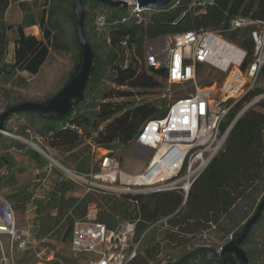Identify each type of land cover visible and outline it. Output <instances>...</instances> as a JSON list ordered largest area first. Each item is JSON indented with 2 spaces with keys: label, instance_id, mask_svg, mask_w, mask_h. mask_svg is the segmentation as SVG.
<instances>
[{
  "label": "trees",
  "instance_id": "16d2710c",
  "mask_svg": "<svg viewBox=\"0 0 264 264\" xmlns=\"http://www.w3.org/2000/svg\"><path fill=\"white\" fill-rule=\"evenodd\" d=\"M192 2L193 0H173L164 8H144V18L139 19L131 14L130 5L113 7L100 0H83L86 11L85 34L94 51L84 99L74 100L68 114L61 117L46 118L28 110L12 113L4 122L3 128L10 130V117L25 116L31 120V126L49 147L65 151L79 148L81 144L89 141L103 148L131 144L141 124L150 117L164 114L165 110L159 106L165 107L168 103L167 97L159 95L167 85L168 72L165 68H156L146 63V46L149 42L167 34L202 28L217 29L227 14L231 16L253 12L254 17L264 18V0H216V3L208 6L205 11H200ZM19 3L25 13L22 22L16 24L8 19L12 0H0V81L11 82L18 78L17 74L21 72L35 75L46 62L52 49L73 48L74 65L67 83L78 73L83 62L76 0H45L46 7L39 12L38 19L32 11H28L29 7L25 1ZM99 6L106 7L107 12L98 10ZM98 13L106 15L108 33L97 28L95 19ZM63 20L72 26L71 45L62 39ZM35 24L40 26L43 38L26 33V27ZM93 28L102 38L101 42L95 41L91 35ZM10 31H14L16 36L13 40L12 59L9 60ZM228 36L241 43V39L235 38L233 34ZM208 66L215 71L210 65H201L199 71ZM262 76L264 68L260 74V77ZM211 84L212 81L206 80L204 86ZM3 94L8 102L7 109L27 101L26 98L19 97L12 101L9 91H4ZM54 95L36 101L46 103ZM260 95H264L262 86H256L247 93L230 110L222 125L223 130L234 120L246 102ZM138 97L144 98L138 100ZM21 128L30 127L23 125ZM11 130L14 131L12 128ZM13 146L24 148L25 145L18 142V139L0 135L1 149L7 150ZM35 154L37 155V152ZM78 159L80 162V156ZM79 162L76 159L75 166L82 173L90 172L87 163ZM5 163H10L9 159L1 156L0 166ZM84 166H87V169H84ZM70 183L73 181H62L66 187H69ZM2 188L3 184L0 182V189ZM14 196L15 194L10 195ZM120 197L119 203L122 207L113 203L112 209L117 210L125 221L136 222V240L163 218H167V225L173 230L168 233V238L175 244H182L187 236L203 234L211 229H217L225 235L234 231L240 220L247 219L250 215H239L242 204L247 202L252 209H257L264 197V96L236 120L224 148L196 180L186 199L180 190L121 193ZM259 197L260 201H257ZM88 198L83 200L84 204ZM61 200H64L63 197ZM76 201L77 199L73 198L69 199L68 203L74 204ZM100 219L111 228L121 224L110 214L101 215ZM244 225L240 227L241 230ZM256 229L264 231V210L244 241L252 264H256V261L254 250L249 244ZM69 236L70 228L66 232V237ZM151 241L152 236L148 237L146 232L141 241L148 245L145 255L142 257L139 254L131 264H148L157 258L159 245L152 246ZM224 244L221 243L216 249L197 247L168 264H190L194 261L205 263L211 262V258H214L215 264H240L233 252H218Z\"/></svg>",
  "mask_w": 264,
  "mask_h": 264
},
{
  "label": "built area",
  "instance_id": "2783aa9c",
  "mask_svg": "<svg viewBox=\"0 0 264 264\" xmlns=\"http://www.w3.org/2000/svg\"><path fill=\"white\" fill-rule=\"evenodd\" d=\"M127 1L132 7L131 14L143 19L144 8L137 0ZM192 3L205 11L216 0H193ZM226 16L217 29L162 35L147 44L146 63L167 69V85L193 83L195 89L180 97L164 94L168 103L165 107L159 106L165 110L164 114L150 117L141 124L129 147L133 153L147 155L148 162L143 170L127 172L113 150H107L101 156L96 171L79 173L62 167L69 180L83 187V195L76 198L65 214V219L72 216L68 227L61 229V223L37 238L42 226H37L36 220L28 222L26 228H19L14 204L0 191V264H22L31 256L34 258L32 264H131L144 236L136 240V222L128 221L111 228L100 219L99 205L92 200L85 203L84 213L73 216V211L94 191L180 190L185 199L188 197L196 180L224 148L236 120L264 96L246 102L223 130L230 110L257 86L264 68V18L254 17L253 12ZM95 22L101 32L108 33L109 24L104 13H98ZM230 34L241 39V43L231 39ZM157 41L163 43L160 49L152 44ZM201 65H210L226 73L223 85L219 88L200 86ZM142 98L138 97V100ZM42 152L53 159L48 152ZM46 182V178L40 179L39 187L46 188ZM35 200L33 196L30 203ZM60 210V205L56 206L50 216H57ZM162 221L167 223V218L157 223ZM69 228L70 236L66 237ZM65 240L70 250L67 257L61 252L64 246L60 245Z\"/></svg>",
  "mask_w": 264,
  "mask_h": 264
},
{
  "label": "rangeland",
  "instance_id": "374dc122",
  "mask_svg": "<svg viewBox=\"0 0 264 264\" xmlns=\"http://www.w3.org/2000/svg\"><path fill=\"white\" fill-rule=\"evenodd\" d=\"M29 7L28 11H32L35 18L38 19L39 12L46 7L44 4L45 0H24ZM23 13L24 10L21 8ZM15 7V6H13ZM16 8H10L8 19L11 22H16L14 17ZM98 10L107 12V8L99 6ZM64 30L62 32V39L71 45L72 38V26L71 24L63 20ZM39 36L43 38V34L39 25ZM28 29V28H27ZM91 35L94 40L101 42L102 38L96 34V29L91 30ZM10 48L8 59H12L13 52V40L16 36L14 31H10ZM153 42V41H152ZM156 49H160L163 43L157 41L152 43ZM104 49V47H103ZM74 49L67 50H51L49 57L46 62L42 65L40 71L32 75L28 72H21L17 75L19 77L11 82L5 83L0 81V113L7 110V99L4 96V91H9V95L12 101L16 98H26L27 101L45 100L46 98L54 95L59 91L66 83L69 73L74 65ZM218 70L212 71V68L205 67L198 75V83L200 86H204L206 80L208 82L212 81L211 85L204 87H221L224 80L221 78L226 75L219 74ZM26 81V82H24ZM215 81V82H214ZM22 82L24 84H22ZM257 86L264 87V76L260 77L257 82ZM195 89V84L188 83L185 85H166L159 95L163 97L164 94L171 93L174 97H179L188 92H193ZM153 96H151L152 98ZM8 127L10 130L2 128L1 134L7 135L11 139H18V142L24 143V148L19 146H13L10 149L0 148V157L6 156L10 163H5L0 166V182L3 184V188L0 191L6 195V197L14 204L17 216V225L19 228H26L28 222H33L37 220V226H42L36 235L41 236L50 232L53 228L62 223L61 229L66 228L70 224V217L65 219V214L69 208L74 204H69L68 199L82 197L83 187L76 183H70L69 187L62 184V181H67L69 178L64 174L62 167L69 168L72 171L82 173L79 168L75 166V160L79 162L78 157L80 156V162L87 163L90 167V172L92 170L96 171L99 168V163L101 156L107 150H113L117 156H119L122 168L130 173H138L145 168L148 160L146 159V154L137 152L133 153L130 151L129 145L123 147H113V148H99L92 141L85 142L71 151H65L58 148L49 147L38 134L35 129L31 126V120L25 116L15 115L8 122ZM28 125L29 129H23L21 126ZM11 128L14 130L12 131ZM20 132L18 134V132ZM19 135L20 138H17ZM90 143V144H89ZM48 152V154L54 159H50L42 152ZM37 152V155L35 154ZM79 162V163H80ZM87 165V166H88ZM87 166L83 167L87 169ZM47 179V187L40 188L39 180ZM61 193V195H60ZM11 194H15L14 197H10ZM121 192L105 193L94 191L90 194L89 198L92 201H96L100 208V216L110 214L118 219V222L122 225L126 223L124 218L117 210H113V203L116 205L122 204L120 197ZM19 195L22 200L18 198ZM35 196L36 200L34 203H30V199ZM60 196L63 197V201ZM88 198V200H89ZM112 199V200H111ZM260 201V197L257 199ZM60 205L61 210L58 212L57 216H50L52 210L54 212L56 206ZM243 208L240 209L239 215L249 213L247 219H241L239 225L234 229V231H241L240 227L246 223L248 218H250L256 209L250 207V203L242 204ZM85 210V204L80 202L79 206L73 211V216H77L79 213ZM125 221V222H124ZM155 224V223H154ZM151 227V226H150ZM149 229V228H148ZM173 231L167 223L164 221L157 223L151 229H149L148 237L152 236L151 245H159L160 251L148 264H168L176 261L179 257L188 251L193 249L206 246L209 248L218 247L221 243H227L232 240L237 233L230 232L225 235L224 232H220L217 229H211L207 232L201 234L197 233L194 236H187L186 241L182 244H175L170 242L168 238V233ZM146 233H144L145 235ZM167 235V238H166ZM6 239V237H5ZM167 239V240H166ZM64 247L61 249L64 257L70 253L69 243L65 240V243H60ZM254 250V257L256 264H264V231L261 229H256L252 235V242L249 244ZM146 244L144 242L140 243L137 249V256L140 254L144 257L146 252ZM163 247V251H162ZM245 247V246H244ZM162 251V252H161ZM210 257H212L210 255ZM144 259V258H142ZM141 259V260H142ZM211 262H201L194 261L190 264H215L214 258H211ZM34 258L31 256L28 259L22 261V264H32Z\"/></svg>",
  "mask_w": 264,
  "mask_h": 264
},
{
  "label": "water",
  "instance_id": "95a60500",
  "mask_svg": "<svg viewBox=\"0 0 264 264\" xmlns=\"http://www.w3.org/2000/svg\"><path fill=\"white\" fill-rule=\"evenodd\" d=\"M103 3L109 4L113 7L128 6L127 0H100ZM173 0H137L141 8H164L168 6ZM76 15L78 23L79 40L83 53V62L80 70L74 75L49 101L46 103L38 101H25L14 105L4 112L0 116V129L3 128L4 122L7 118L18 111H34L38 114L46 117H61L68 114L72 102L74 100L84 99V90L86 83L90 77V71L94 56V51L85 34V19L86 11L83 5V0H76ZM260 99V98H259ZM258 99V100H259ZM1 135V131H0ZM264 210V197L260 201L255 213L245 223L243 229L239 231L232 240L225 243L218 252H233L240 264H252L248 253L244 247V241L249 236L252 228L259 220Z\"/></svg>",
  "mask_w": 264,
  "mask_h": 264
},
{
  "label": "crops",
  "instance_id": "0c3cea01",
  "mask_svg": "<svg viewBox=\"0 0 264 264\" xmlns=\"http://www.w3.org/2000/svg\"><path fill=\"white\" fill-rule=\"evenodd\" d=\"M24 1V0H12V4H11V8H16L15 9V13H14V17L16 19V24H19L22 22L23 18H24V13L22 12V10L20 9V5L19 2ZM15 6V7H13ZM28 28V29H27ZM26 33L27 34H35L37 36H39V28L37 27V24L32 25V26H28L26 27Z\"/></svg>",
  "mask_w": 264,
  "mask_h": 264
}]
</instances>
